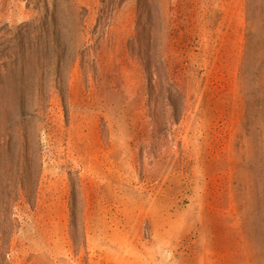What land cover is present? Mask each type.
I'll use <instances>...</instances> for the list:
<instances>
[{
	"label": "rangeland",
	"instance_id": "374dc122",
	"mask_svg": "<svg viewBox=\"0 0 264 264\" xmlns=\"http://www.w3.org/2000/svg\"><path fill=\"white\" fill-rule=\"evenodd\" d=\"M0 264H264V0H0Z\"/></svg>",
	"mask_w": 264,
	"mask_h": 264
}]
</instances>
